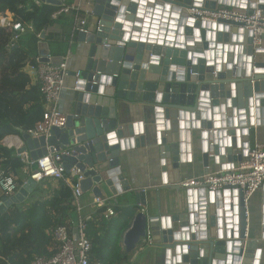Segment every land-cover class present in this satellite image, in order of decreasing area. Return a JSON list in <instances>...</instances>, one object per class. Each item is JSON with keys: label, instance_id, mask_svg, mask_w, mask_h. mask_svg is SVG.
Masks as SVG:
<instances>
[{"label": "water", "instance_id": "water-1", "mask_svg": "<svg viewBox=\"0 0 264 264\" xmlns=\"http://www.w3.org/2000/svg\"><path fill=\"white\" fill-rule=\"evenodd\" d=\"M92 1L101 26L76 34L89 50L84 67L73 74L72 112L64 127H52L47 135L22 134L19 151L37 159L67 150L65 173L77 169L80 192L98 197L102 184L112 194L132 189L121 172L120 151L146 141L157 147L164 172L174 169L163 175L161 189L183 188L178 171L189 160L193 132L205 166L212 147L222 169L234 168L247 154L249 127L264 123V34L255 47L243 24L203 21L187 10L225 7L244 13L257 7L264 13V0ZM37 53L38 61L49 60L46 42H38ZM125 105L140 120L124 115ZM212 128L215 142L207 139ZM35 186L28 178L13 196H2L0 214ZM185 193L184 212L134 213L123 235L125 251H133L150 230L165 248L166 264H260L261 252L254 250L259 238L248 237L249 201L240 191L210 192L202 185ZM135 200L146 204L142 192L135 191ZM262 212L264 241V201Z\"/></svg>", "mask_w": 264, "mask_h": 264}, {"label": "trees", "instance_id": "trees-1", "mask_svg": "<svg viewBox=\"0 0 264 264\" xmlns=\"http://www.w3.org/2000/svg\"><path fill=\"white\" fill-rule=\"evenodd\" d=\"M57 8V4L50 2L0 0V15L6 13V17L10 13L11 23L30 26L13 43V32L0 26V168L8 173L17 172L22 163L14 149L4 146L2 140L11 134L22 136L43 115L40 85L32 83L26 67L38 62L37 34L42 35L54 22L51 14ZM53 180L57 181L54 188ZM19 204L0 214V264H29L34 256H51L52 230L67 224L74 211L71 188L63 180L51 177L38 182ZM104 210L105 207L97 209L98 221L87 225L92 245L89 255L98 264H123L129 253L121 248V237L137 206L114 207L115 215L108 220L103 217Z\"/></svg>", "mask_w": 264, "mask_h": 264}, {"label": "built area", "instance_id": "built-area-1", "mask_svg": "<svg viewBox=\"0 0 264 264\" xmlns=\"http://www.w3.org/2000/svg\"><path fill=\"white\" fill-rule=\"evenodd\" d=\"M39 1L35 0L37 4ZM83 8L81 2L70 3L68 0H59L58 8L53 11L51 18L55 20L62 14H71L73 16L72 28L76 33L100 31L99 21L93 29L90 27L89 10L86 9L82 12ZM187 12L196 15L203 21L215 22L218 19H226L241 23L246 30L251 32L253 46H259L262 41L264 13L257 7L244 13L225 7L213 10L191 7ZM1 26L13 32L11 43L17 40L21 33L30 29L28 25L11 22L6 25L1 24ZM37 37L40 38V35L37 34ZM66 67L67 56L58 63L49 59L46 62L38 61L35 65H29V71L33 72L38 79L44 103L41 120L26 131L31 138L47 135L52 127L61 128L65 125L67 115L59 110L58 102L64 88ZM2 143L7 148H14L22 163L30 167L35 166V169L28 174L30 179L36 183L46 177L60 179L72 191L73 215L70 216L67 224L56 226L51 232L54 253L51 256H34L29 264H91L89 253L92 245L86 232L87 224L96 219L95 212L98 208L105 207L102 213L105 219L114 215L113 208L107 205L104 199L95 196L92 200L93 210L90 213H83V207L80 203L81 192L76 179H74L79 172L77 169H71L70 173L66 174L64 170L62 155L67 154V150L48 152L40 158L33 159L28 151H19L22 147L19 138L6 136ZM21 185L12 174L0 168V196H13ZM202 185H205L210 192L228 187L229 190L240 191L245 200L249 199L255 191L264 185V142H255L249 145L246 156L238 161L234 168L212 173L206 172L201 177L180 181V186L183 188H194ZM143 241L146 246L153 244L150 230L147 231Z\"/></svg>", "mask_w": 264, "mask_h": 264}, {"label": "crops", "instance_id": "crops-1", "mask_svg": "<svg viewBox=\"0 0 264 264\" xmlns=\"http://www.w3.org/2000/svg\"><path fill=\"white\" fill-rule=\"evenodd\" d=\"M70 3L81 2L84 6V10H89V25L93 29L99 20L92 12L93 1L92 0H69ZM9 13V12H8ZM6 15V14H5ZM10 13L4 18L6 22L7 17L9 20ZM73 16L71 14H62L54 22L49 25L44 33L40 34V40L46 42L49 49V59L58 63L67 56V67L64 77V88L62 90L60 100L58 102V108L61 112L68 115L72 112L71 97L73 95V86L75 82V76L73 75L77 71L84 67V61L87 58V53L89 50V44L85 42H80L76 38V32L72 28ZM243 36V33L240 35ZM236 46V44L234 45ZM237 49V47H235ZM231 52L232 50L228 51ZM29 65L26 67V71L29 73L32 79V83H38V79L33 72L29 71ZM264 93V90H263ZM254 106H252L253 108ZM132 105H125V110L123 114L131 116V119L140 120V117L133 116ZM118 114V113H117ZM240 118V116H238ZM242 118V117H241ZM141 122V121H139ZM208 131L207 139L211 142L215 139L212 138L211 130ZM219 130V129H218ZM193 132L191 134V152L189 153V160L185 164H181L180 170L178 171L179 181L191 178H198L204 175L206 172L212 173L224 170L222 169V163L215 160V156L212 152V147L209 150L208 165L205 166L202 160V154L200 150L199 137ZM8 137H17L24 145V141L21 136L17 135H7ZM6 137V136H5ZM255 142H264V123L259 125H251L249 127V145ZM14 149V148H13ZM15 151V149H14ZM15 156L17 152L15 151ZM225 158V156H224ZM19 159V157H18ZM225 160V159H224ZM20 161V160H19ZM21 162V161H20ZM22 163V162H21ZM233 164V163H230ZM231 166V165H230ZM120 168L123 173L125 180H128V186L132 188L130 191L120 192L112 194L110 189L102 184L101 198L106 201V204L114 207H126V206H137V211H142L148 213L150 216H161L166 217L173 214H178L186 211L187 200L185 188L182 189H166L160 188L162 185L163 175H169V173L174 171V169L164 172L163 166L160 163L159 152L157 147L146 141L145 144H140L138 147L134 146L126 150L120 151ZM35 166H28L22 163V166L17 172L10 171L18 183L24 184L29 178L28 174L31 170H34ZM176 181V180H175ZM174 181V182H175ZM37 184V183H36ZM52 188L57 186V181L53 180L51 183ZM135 191L142 192L145 194V206L137 204L135 200ZM95 196L91 192H86L80 195V203L83 207V213H90L93 210L92 200ZM248 209H249V223H250V234L248 237L259 238L255 251L259 250L261 252L260 264H264V241L260 239L261 236V222L262 221V208L264 201V185L261 186L257 191H255L248 199ZM99 209V208H98ZM135 212V213H136ZM115 215V214H114ZM113 215V216H114ZM112 216V217H113ZM133 218V216H132ZM130 219V223L132 221ZM70 219V216H69ZM110 219V218H109ZM108 220V219H106ZM95 221V222H94ZM92 222L96 223L98 219ZM88 225V224H87ZM128 229V228H127ZM126 229V230H127ZM125 230V231H126ZM122 234L120 246L125 251L123 245V235ZM54 249L52 245L50 248ZM126 252V251H125ZM129 253L128 260L123 264H166L165 248L161 243H155L146 246L143 239L136 246V248ZM253 256V260L254 255ZM91 264H98L94 258L90 256Z\"/></svg>", "mask_w": 264, "mask_h": 264}, {"label": "rangeland", "instance_id": "rangeland-1", "mask_svg": "<svg viewBox=\"0 0 264 264\" xmlns=\"http://www.w3.org/2000/svg\"><path fill=\"white\" fill-rule=\"evenodd\" d=\"M6 14V13H5ZM5 14L3 15V14H1V16H5ZM11 15V14H10ZM5 18V17H4ZM10 18H11V16H10ZM10 22V20L8 19V17H7V20H6V22H3V23H1V24H3V25H6L7 23H9ZM22 204V203H21ZM21 204H19V203H17V206H20Z\"/></svg>", "mask_w": 264, "mask_h": 264}, {"label": "bare ground", "instance_id": "bare-ground-1", "mask_svg": "<svg viewBox=\"0 0 264 264\" xmlns=\"http://www.w3.org/2000/svg\"><path fill=\"white\" fill-rule=\"evenodd\" d=\"M4 22V17H3V19H2V22L1 23H3ZM8 24V23H7Z\"/></svg>", "mask_w": 264, "mask_h": 264}]
</instances>
